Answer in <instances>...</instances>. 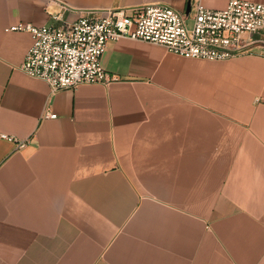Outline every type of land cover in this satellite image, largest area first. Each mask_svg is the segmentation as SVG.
<instances>
[{"label": "crops", "instance_id": "0c3cea01", "mask_svg": "<svg viewBox=\"0 0 264 264\" xmlns=\"http://www.w3.org/2000/svg\"><path fill=\"white\" fill-rule=\"evenodd\" d=\"M187 1L0 0V264H264V29L226 60L109 41L106 84L19 69L32 39L9 27L61 2L72 21Z\"/></svg>", "mask_w": 264, "mask_h": 264}, {"label": "built area", "instance_id": "2783aa9c", "mask_svg": "<svg viewBox=\"0 0 264 264\" xmlns=\"http://www.w3.org/2000/svg\"><path fill=\"white\" fill-rule=\"evenodd\" d=\"M204 1L189 0L188 13L156 2L82 10L72 21L62 19V12L72 9L61 2L60 12L51 14L58 24L9 27L29 32L32 39L19 69L56 91L114 80L101 65V55L109 41L119 38L158 44L173 54L205 60H226L261 41L254 35L264 29V3L228 0L224 8L213 9Z\"/></svg>", "mask_w": 264, "mask_h": 264}, {"label": "water", "instance_id": "95a60500", "mask_svg": "<svg viewBox=\"0 0 264 264\" xmlns=\"http://www.w3.org/2000/svg\"><path fill=\"white\" fill-rule=\"evenodd\" d=\"M189 9H190V3H189V0H188L187 3H186L185 13H188Z\"/></svg>", "mask_w": 264, "mask_h": 264}, {"label": "rangeland", "instance_id": "374dc122", "mask_svg": "<svg viewBox=\"0 0 264 264\" xmlns=\"http://www.w3.org/2000/svg\"><path fill=\"white\" fill-rule=\"evenodd\" d=\"M190 22H191V20H190V19H188V24H190Z\"/></svg>", "mask_w": 264, "mask_h": 264}]
</instances>
